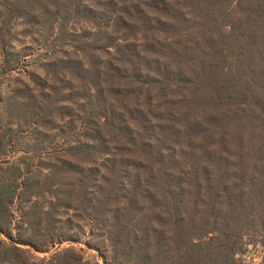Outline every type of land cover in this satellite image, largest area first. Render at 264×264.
<instances>
[{
  "label": "trees",
  "instance_id": "obj_1",
  "mask_svg": "<svg viewBox=\"0 0 264 264\" xmlns=\"http://www.w3.org/2000/svg\"><path fill=\"white\" fill-rule=\"evenodd\" d=\"M110 6L115 14L112 31L118 37L99 28L105 40L98 49H112V62L100 59L92 66L90 49H84L87 65L62 62L59 68L70 77L76 72V81L94 90L88 106L95 115L78 140L84 155L75 151L71 158L55 157L42 168L49 171L44 182L50 198L47 210L57 213L76 202L85 209L94 198L104 213L106 205L114 203L103 221L115 264L126 255L128 264H238L244 233L264 230V0H0V46L9 44L16 22L26 36L35 29L63 33L69 19L97 29L101 19L107 20L105 9ZM119 25L127 34H119ZM164 31L179 39L163 45L159 35ZM1 64L6 67V56ZM57 75L52 79L58 80ZM108 78L115 85L111 98L122 101L127 93L132 109L123 111L122 102L117 112L101 95L100 83ZM34 82L36 96L22 84L0 98L8 121L32 127L71 116L61 103L74 101L63 96L67 84L44 92L41 81ZM122 84L132 85L131 90ZM139 86L146 87L147 110L152 109L153 93L159 94L161 104L153 109L161 106L157 111L164 109L167 119L141 113ZM175 127L185 130L186 142L175 143L191 149L188 159L165 148L168 130L178 134ZM2 130L0 146L7 128ZM106 138L129 146L133 174L122 177L120 150L108 152ZM190 140L201 142L192 145ZM99 156H104L98 164L101 174L91 167ZM95 176L96 192L91 184ZM37 178L22 170L6 181L1 177L0 232L7 231V206L15 197L25 191L27 199L42 195ZM93 193L98 196L92 198ZM145 202L149 207L143 212L140 204ZM151 207L165 209L161 212L170 215L165 220L170 229L156 222L159 216L145 214ZM116 246L127 249L123 258ZM20 259L15 242L0 247V262L19 264Z\"/></svg>",
  "mask_w": 264,
  "mask_h": 264
},
{
  "label": "rangeland",
  "instance_id": "obj_2",
  "mask_svg": "<svg viewBox=\"0 0 264 264\" xmlns=\"http://www.w3.org/2000/svg\"><path fill=\"white\" fill-rule=\"evenodd\" d=\"M111 8L110 6L105 9L107 20L101 19L97 29L90 23L69 19L65 22L63 33L59 32L57 28H52V30L48 31L35 29L34 33L26 36L23 35L21 23L16 22L11 32V38L8 39L9 44L4 47L0 46V98L9 96L14 88H20L22 84L21 88L27 85L30 89H34L32 95L36 96L38 93L36 91L39 89L36 88L37 86L34 81H41L44 92L49 90V86L55 85L61 87L67 84V87L63 89V96L74 99L72 102H61L69 109L67 112L71 115L70 117L65 116L61 120L55 119L50 123L45 119L38 121V126L32 125V127H28L24 123L22 124L21 121H8L2 112L3 108L0 103V115L3 116L0 123V135L3 134L2 129L7 128L0 146V179L1 177L4 181L7 178L11 179L14 176V172L17 174L18 170H22L29 178L35 174L38 175L36 185L42 192L41 196L27 199L26 194L28 192L25 191V195L15 197L7 206V231H4L6 233L0 232V247L10 246V244L15 242L21 254L20 262H17L19 264H115L110 258L113 255V249H111V242L108 239L106 226L103 221L105 218H109L114 203L106 205L103 213L100 210V204L95 202L93 198V196L96 197L98 195L93 193L91 195L93 198L92 205L87 206L85 209L81 204L76 202L72 208L60 209L59 212L52 213L51 210H47L46 205V201L50 200V198L44 193L47 187L44 182H47L46 175L49 171L47 172V170L42 169L47 168V164L50 162L53 164L55 157L71 158V153L75 151H79L80 156L84 155L82 149L79 148L81 141L79 142L78 140H81V133L94 120L92 115H95V112L92 111L91 105L88 106V103L92 102L91 99H94L96 94L92 88L88 89V87H84V82L76 81V72H74L75 76L70 77L65 74L66 71L64 72L59 68L66 62H69V65H71V62L77 65H87L89 61H87V57L81 52L84 49H90L89 60L90 62H94L91 63L92 66H95L100 59L112 62V57L114 56L112 49L107 47L106 50L108 51L104 52L98 49L103 40H105L100 33L101 31H98L99 28L106 30L114 39L118 37L112 31L114 30L113 20L115 17L113 16L115 14L111 13ZM117 30H120L119 34H124L125 32V30L121 31L122 26L120 25L117 27ZM125 34L127 33L125 32ZM98 38L99 41L96 42ZM159 39L165 45L166 43L178 40L179 37H173L172 32L164 31L159 35ZM5 56L7 64L6 67H3L1 63ZM169 59L167 60L168 63ZM53 74H58L55 77L58 80L52 79ZM110 80L108 78L106 81L100 83L101 95L117 112L120 110L119 104L122 102L123 104L120 106L123 107V111L132 109L134 105L127 93H125L122 101H115L111 98L109 92L115 85L109 82ZM81 85L83 88L79 87ZM121 86L129 90L132 88V85L130 86L129 84H122ZM138 89H141L137 97L138 104L140 103V108L142 109L141 113L145 114L147 111L150 114L159 116L161 119H167L164 109L157 111L161 106H158L156 111L153 109L154 106L161 104L160 100L157 99L159 94L153 93V110H147L143 100L146 87L139 86L137 87ZM147 118L150 119V117ZM176 118L180 119V112L176 114ZM189 120L191 121L192 118ZM102 121L103 119L100 120V123ZM161 121H156L154 124H161ZM124 122L125 126L129 125L128 119ZM165 122L169 123V121ZM131 125L135 129L133 123ZM175 128L179 129L178 134L172 130H168L167 138L169 141L165 143V148L170 147L172 148L171 154L176 153L177 156L180 155L183 159H188L191 155V149L175 143V141L186 142L187 139L183 133L185 130L182 127ZM190 142L192 145H197L201 141L190 140ZM105 143L107 144L106 148L109 150L108 152H113L114 147L120 150L118 151L119 156L124 160L122 177L133 174L134 171L130 163H134L135 160L130 157V152L127 151L130 150L129 146L115 145L113 141L110 142L109 138L105 139ZM75 148L78 150H75ZM106 156L111 158V155ZM103 157H96L97 161L91 167L100 170L98 164ZM114 159L119 161V157ZM99 172L101 174L102 169ZM146 176L144 175L143 178ZM94 178L91 184L93 185L92 189L96 192L99 179L96 181V176ZM155 184L159 183L155 182ZM100 186L105 188L107 185L103 186L100 183ZM18 192H20V189H18ZM146 202L140 204L143 212L145 208L149 207ZM151 208L152 212H145V214H150L151 218L159 216V218H156V222L161 220L163 228L165 230L170 229L171 224L165 222V220H170L168 217L170 215L161 212L165 209ZM45 212L48 214H43ZM145 214L142 213L139 217L143 218ZM50 216H53V221ZM58 236L61 237L56 239ZM29 238L34 243H19ZM117 248H120L123 258L126 255L127 249ZM241 248L242 252L236 256L238 264H264V230L244 233L241 238ZM103 260L106 263H103ZM128 260H130V256L126 255L125 259H121L120 264H128L130 262ZM0 264L7 263L3 261Z\"/></svg>",
  "mask_w": 264,
  "mask_h": 264
}]
</instances>
